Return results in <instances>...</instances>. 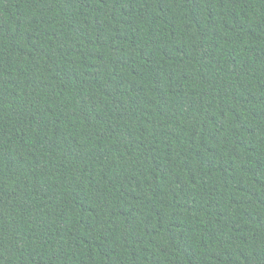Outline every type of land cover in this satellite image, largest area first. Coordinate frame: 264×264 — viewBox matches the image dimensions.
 Returning a JSON list of instances; mask_svg holds the SVG:
<instances>
[{"label":"trees","instance_id":"16d2710c","mask_svg":"<svg viewBox=\"0 0 264 264\" xmlns=\"http://www.w3.org/2000/svg\"><path fill=\"white\" fill-rule=\"evenodd\" d=\"M0 264H264V0H0Z\"/></svg>","mask_w":264,"mask_h":264}]
</instances>
